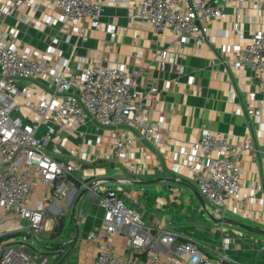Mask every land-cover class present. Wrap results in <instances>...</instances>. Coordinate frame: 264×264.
Here are the masks:
<instances>
[{"label":"built area","instance_id":"built-area-1","mask_svg":"<svg viewBox=\"0 0 264 264\" xmlns=\"http://www.w3.org/2000/svg\"><path fill=\"white\" fill-rule=\"evenodd\" d=\"M14 5L35 12L41 6L50 8L69 24L91 18L94 26H99L104 12L102 0H15ZM135 5L154 33L170 32L176 39L199 45L211 33V20L226 18L224 6L217 0H136ZM11 8L10 2L0 0V22L11 14ZM15 33L0 28V228L4 227L0 229V264H55L61 257L44 242L54 208L48 200L66 198L70 178L94 160L89 150L94 143L91 137L86 147L65 146L68 136L82 134L84 127L89 128L85 130L88 136L98 135L94 128L111 130L112 153L107 158L132 176L112 184L101 180L90 184L91 191L99 194L103 210L101 230L90 235L96 248L92 264H247L231 257L229 233L222 236V245L211 255L199 239L171 228V222L150 226L138 207L127 205L126 186L144 184L140 178L133 180L143 168L132 162L134 142L156 144L161 135L150 104L158 97L157 88L140 89L135 77L141 76L145 67L130 73L121 65L94 61L77 73L69 65L73 54L62 65H54L52 46L35 54L23 52L14 42ZM174 55L162 50L161 65ZM141 57L138 51L136 58ZM231 63L237 69H247L263 90L264 30L234 48ZM36 82L41 83L33 84ZM246 114L264 130L262 107L249 108ZM254 144L253 136L236 145L221 131L205 130L196 141L177 146L180 162L176 170H186L198 185L210 216L223 217L232 209L231 202L241 200L240 158L252 151ZM35 192L41 196L34 198ZM15 233L20 235L18 239L7 238ZM117 235L122 246L114 241ZM72 243L73 239L68 240L62 247Z\"/></svg>","mask_w":264,"mask_h":264},{"label":"crops","instance_id":"crops-1","mask_svg":"<svg viewBox=\"0 0 264 264\" xmlns=\"http://www.w3.org/2000/svg\"><path fill=\"white\" fill-rule=\"evenodd\" d=\"M3 1L10 2L12 11L0 22V28L8 34L16 32L14 42L23 52L35 54L52 46L54 65H62L73 54L69 65L77 73L92 66L94 61L105 66L121 65L130 73L145 67V72L135 77L140 89L157 88L158 97L150 104L152 120L159 123L161 135L156 144L134 142L132 162L140 163L143 168L133 180L140 178L147 189L141 194L137 186L144 184L127 185L125 199L142 209L148 225L157 227L172 222L170 208L178 210L181 200L187 204L197 200L203 208L207 203L204 197L201 202L199 187L187 171L176 170V164L180 162L177 146L189 145L205 130L221 131L236 145H242L248 136H253V150L240 158L243 196L240 201L231 202L232 209L222 217L238 221L244 227L220 222L216 223L221 225L215 232L231 235L232 258L247 264H264V130L246 114L249 108L264 109V89L257 86L247 69H237L231 63L233 49L243 46L254 34L264 30V0L231 3L217 0L224 6L226 18L211 20V33L202 45L183 42L170 32L154 33L149 22L138 15L136 0H102L104 12L99 26H94L91 18L69 24L62 22L60 13L50 8L41 6L35 12L30 8L15 7V0ZM164 49L175 55L168 57L162 66ZM138 51L142 52L140 59L136 58ZM81 58L86 62L81 63ZM86 129L89 128L81 129L82 134L68 136L65 146L86 147L91 137L94 143L89 150L94 160L70 178L66 198L48 200L54 205L51 215L54 219L48 220L43 237L45 244L61 255L55 264L93 263L96 248L90 235L101 230L103 210L98 204L99 194L91 191L90 184L99 180L112 184L116 179L132 177L118 170L115 160L107 158L112 153L111 130L94 128L98 135L88 136ZM42 132L43 129L40 135ZM84 190L87 193L74 211V203ZM40 196L41 192H35L34 198ZM190 206L194 207L193 204ZM60 210L65 213L61 214ZM73 211L80 229L77 241ZM184 227L179 231L191 238H200L211 255L222 245V239L213 242L206 233L194 235ZM19 236L15 233L7 238L18 239ZM71 239V245L62 247ZM114 241L118 246L123 245L120 235L115 236Z\"/></svg>","mask_w":264,"mask_h":264},{"label":"rangeland","instance_id":"rangeland-1","mask_svg":"<svg viewBox=\"0 0 264 264\" xmlns=\"http://www.w3.org/2000/svg\"><path fill=\"white\" fill-rule=\"evenodd\" d=\"M137 187H138L137 189L139 190L141 194L144 193L143 190H141V188L145 190L147 189L146 184L138 185ZM126 191H127V187H126ZM192 201H193L192 204L194 205V207L190 206L192 204H187L185 200H181L180 202L182 203V205L178 206L180 207L178 210L176 207L170 208L171 210L170 214L173 216V220L170 224V227L173 229L176 228V230H180L181 228H183V226H186L184 227V229L187 232H192L194 233V235H197V234L199 235L200 232L206 233L210 237V239H212L213 242L218 241V240L221 241L222 234L219 233L220 234L219 235L215 232L217 227L219 228L221 224L214 223L208 213V210L203 208L202 205L197 200L193 199ZM126 203L127 205L131 207L137 208V206L130 205L128 202ZM138 210L142 214V209L138 207ZM162 212L165 213L166 211H162ZM49 219L52 220L54 219V217L52 216ZM144 220H146V218H144ZM229 232L232 233L231 228L229 229ZM198 239L201 242V239L200 238Z\"/></svg>","mask_w":264,"mask_h":264},{"label":"water","instance_id":"water-1","mask_svg":"<svg viewBox=\"0 0 264 264\" xmlns=\"http://www.w3.org/2000/svg\"><path fill=\"white\" fill-rule=\"evenodd\" d=\"M87 193V190H84L81 194H79V196L77 197L75 203H74V208L73 210L75 211V208L77 206V204L79 203V201L81 200V198ZM199 198L201 199V202H204V198L203 196L199 193ZM72 202V198L70 199V204ZM74 211H73V214L72 216L74 217L73 218V222L75 224V228H76V237H75V241L78 240V236H79V232H80V229H79V225H78V220L77 218L75 217V214H74ZM211 219L215 222V223H220V222H227V223H230L231 225H236V226H240V227H244V225H242L241 223H239L238 221H235V220H231V219H227V218H222V217H215L213 215L210 216ZM62 223V221H61Z\"/></svg>","mask_w":264,"mask_h":264}]
</instances>
